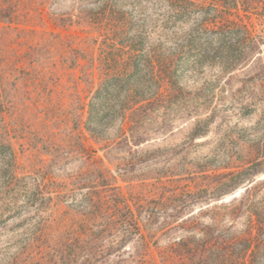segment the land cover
I'll return each instance as SVG.
<instances>
[{"label":"trees","instance_id":"16d2710c","mask_svg":"<svg viewBox=\"0 0 264 264\" xmlns=\"http://www.w3.org/2000/svg\"><path fill=\"white\" fill-rule=\"evenodd\" d=\"M224 1L229 11L201 25L234 70L262 38L230 12L259 14L264 0ZM189 2L75 0L63 10L57 0H0V235L23 230L15 260L27 257L2 264H264V147L215 149L190 182L131 176L133 149L179 120L186 65L175 62L172 28ZM211 117L188 138L206 135ZM164 154L144 152L139 163ZM46 214L65 226L53 251Z\"/></svg>","mask_w":264,"mask_h":264},{"label":"rangeland","instance_id":"374dc122","mask_svg":"<svg viewBox=\"0 0 264 264\" xmlns=\"http://www.w3.org/2000/svg\"><path fill=\"white\" fill-rule=\"evenodd\" d=\"M74 1L57 0L56 6L63 10L70 9ZM90 1L76 0V5L87 4ZM130 1L145 6L158 2V0ZM189 1L185 21L182 23L174 19L172 28V50L175 62L181 64V59L184 57L186 65L185 70L180 67L178 71L179 85L182 88V93H179L181 104L177 113L179 120L175 123L172 132L159 135L157 139L145 145L143 151L136 152V149H133L134 160L131 165L134 172L131 176L136 179L135 183H141L143 179L160 172L167 175L163 180L168 181L167 185L177 179L184 180L182 183L190 182L195 177L194 165L205 164L208 157L213 156L215 149L223 146L264 147V9H261L259 14L251 10L245 11L242 7L239 11L236 8L231 10V15L235 17L240 15L249 25H252L262 38V42L259 52L249 62L239 65L234 70H226L219 49V36L213 28L201 25L204 19L223 17L225 12L229 11L224 6L225 1ZM197 37H202L207 45L206 53L203 51L201 55L197 45L203 42H199ZM183 43L185 53H181ZM209 116H212L209 132L190 140L188 136L198 120L205 125L203 120ZM88 144L96 149L99 147L89 137ZM157 148L167 149V154L139 163L140 155L144 152H154ZM125 154L126 150L115 153L114 157H123ZM98 155L103 156L104 152L99 151ZM214 159V161L221 160L219 157ZM179 165H185V167L182 168ZM113 169L116 168L113 167ZM172 172L182 174L173 177ZM232 196H228L226 200H230ZM201 207H206V202L198 203L190 211L198 212ZM50 214L45 215L47 233L45 245L51 247L50 251H53L57 248L55 245L59 243L58 235L65 233V226L60 220V215ZM32 216L33 213L29 219ZM21 236H24L23 230L13 232L9 229L0 235V264L9 262L10 259L18 263L24 262L27 258L25 255L20 257V260H15L22 245Z\"/></svg>","mask_w":264,"mask_h":264}]
</instances>
